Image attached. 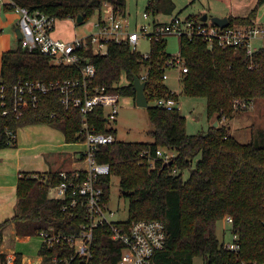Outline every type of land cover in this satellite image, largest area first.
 I'll use <instances>...</instances> for the list:
<instances>
[{"label": "trees", "instance_id": "obj_1", "mask_svg": "<svg viewBox=\"0 0 264 264\" xmlns=\"http://www.w3.org/2000/svg\"><path fill=\"white\" fill-rule=\"evenodd\" d=\"M30 11L39 10L53 17L75 19L83 16L87 21L103 10L104 2L125 13V0H13ZM264 0H256L245 16L228 15L229 26L253 23L256 9ZM173 0H149L145 12L173 15ZM202 14H190L197 19ZM159 20V19H158ZM93 64L94 76L89 93L94 88L105 92L130 96L133 101L134 77L145 81L144 92L150 100L173 97L162 75L172 54L166 51L164 36H152L146 57L123 42L108 41L106 51L94 53L90 47L80 51ZM187 71L182 73L183 92L206 99L207 117L215 115L229 121L237 112L245 110L240 103H251L264 98V43L247 53L244 47L234 49L209 45L200 36L180 35L179 53ZM82 76L74 65L55 64L37 49L29 50L17 42L14 49L3 51L0 58V85L5 86L4 99H0V148L15 144L18 127L47 123L62 131L67 142L83 141L82 117L79 109L65 107L60 102L59 90L39 94L34 107L24 108L17 116L12 111L11 86L19 80L39 79L43 82L76 79ZM122 79L125 81L122 83ZM175 100L176 98L173 97ZM177 101V100H176ZM135 102V101H134ZM148 118L152 125L150 142L120 141L101 145L97 160L109 164V173L98 177L101 200L110 199L111 176L119 177L122 196L128 201L126 220H116L114 226L127 227L137 220L158 219L164 222L166 243L155 252L149 264H253L264 263V141L260 138L241 143L224 125H209L206 132L188 134L185 116L175 106L166 109L148 105ZM8 109L2 114L3 109ZM89 126L96 132L111 133L102 107H95L87 115ZM11 132L12 134H10ZM171 149L174 156L168 162L157 157V149ZM142 153V156L140 155ZM151 160L153 167L151 166ZM195 160V161H194ZM194 161V164H193ZM188 176L184 177V172ZM85 172L78 178L71 172L67 180L82 182ZM64 178L59 171L22 172L16 184V207L13 216L0 222V245L3 230L13 223L19 236L39 235L44 231L71 234L88 221L87 208L77 203L69 206L68 198H51L50 186ZM230 216V233L236 236L237 250H230L216 235V223ZM108 225L93 229L91 244L92 264H115L122 244L111 238ZM58 245L41 242L39 264H57L52 260ZM64 252L70 253L65 245ZM7 254L0 251V264ZM12 264H23L22 253L14 252Z\"/></svg>", "mask_w": 264, "mask_h": 264}, {"label": "built area", "instance_id": "obj_2", "mask_svg": "<svg viewBox=\"0 0 264 264\" xmlns=\"http://www.w3.org/2000/svg\"><path fill=\"white\" fill-rule=\"evenodd\" d=\"M4 9L13 10L18 14V28L21 32L19 42L23 47L39 50L48 56L52 63L74 65L82 74L80 78L48 83L39 79L19 80L11 86L12 111L17 116L22 114L24 108L36 106L39 94L57 89L61 93L60 102L65 107L69 105L77 107L82 117L85 148L81 158L85 167L71 173L74 178H78L80 172L84 171V180L82 182L67 180L68 171H59L64 180L50 186L48 194L51 198H68L69 206L77 203L84 205L87 208L88 221L82 223L79 230L71 234L39 232L42 242L47 246H59L52 260L57 264H92L93 229L98 225H108L112 230L111 238L122 244L115 264H149L153 254L163 249L166 243L165 224L161 220L152 219L133 221L127 227L113 225L116 220L111 216L114 213L102 202L101 189L96 185L99 176L109 173V164L99 162L96 157L99 147L112 143L115 137L111 133L96 132L93 126L88 125L87 115L93 108L102 107L107 123L114 121L118 114L120 96L97 87L94 88V93H89L88 87L93 81L94 67L80 51L90 47L94 53H103L106 51L108 41L111 40L126 43L135 50L140 35L157 38L174 33L179 36H200L209 45L234 49L244 47L247 53H251L257 48L253 45L255 38L260 37L264 41V26L253 22L249 25L234 24L219 27L209 17L203 21L200 17L192 19L188 16H172L167 21L152 19L150 30H148L149 25H142L140 32H137L129 29L125 13L114 10L111 3L104 2L103 10L97 12L98 18L94 24L96 31L81 38L65 41L53 36L56 20L46 13L39 10L30 11L26 7L17 5L13 0H0V13ZM103 12L104 16H102ZM148 16L150 15L144 11L143 17L148 18ZM142 54L144 57L147 55V53ZM167 67L180 69V74L187 71L184 59L179 54L173 55L167 61ZM162 77L164 80L168 78L167 71ZM4 95L5 86L0 85V99H4ZM176 102L173 97H161L156 100V105L172 109L176 106ZM250 104L240 103L241 107H249ZM7 112L6 108L2 110V114ZM140 155L142 156V153ZM155 155L168 162L174 153L159 148ZM151 166H154L152 160ZM224 221L230 224L232 219L230 216H225ZM235 240L236 236H233L232 242H226V247L237 250L239 244ZM65 245L70 249V253L63 251ZM12 260L13 254L7 255L4 264H12Z\"/></svg>", "mask_w": 264, "mask_h": 264}, {"label": "rangeland", "instance_id": "obj_3", "mask_svg": "<svg viewBox=\"0 0 264 264\" xmlns=\"http://www.w3.org/2000/svg\"><path fill=\"white\" fill-rule=\"evenodd\" d=\"M149 0H125V15L128 21L129 29L140 32L142 25H149L148 30L151 29L152 19L163 20L169 16L157 14L155 17H143L146 5ZM252 0H237L236 3L250 8L248 5ZM175 9L173 15L180 9L178 14L180 17H185L190 14H203L206 13L210 18L211 16L223 17L227 15L230 9V0H173ZM256 3V0H255ZM254 5V2H253ZM242 6V7H243ZM239 13L247 11L246 8L238 9ZM14 12V11H13ZM234 13V12H233ZM248 12H245V15ZM14 14H16L14 12ZM244 15V16H245ZM104 16V12L102 14ZM243 16V15H242ZM256 22L264 26V2L256 9ZM97 13L88 18L87 21L81 23L75 22L70 18L57 19L55 22L53 36L62 40L69 41L74 38H81L94 31L95 22L97 21ZM16 17L14 18L15 23ZM18 19L16 20V23ZM11 29V28H10ZM0 34V54L3 45L7 48L14 49L17 45V38L13 31L11 34L5 32ZM179 35L169 33L165 35L166 51L172 55L179 53ZM4 38L5 44L2 41ZM9 38V39H8ZM264 43L262 38L257 37L253 40L254 46H260ZM150 48V38L146 35H140L135 50L140 53H147ZM168 78L165 80L169 88L170 95L176 98V107L180 113L185 116V128L188 134H195L197 132H206L209 125L214 126L224 125L227 127L229 134L235 137L241 143H248L253 139L260 138L264 141V98L259 97L254 99L250 106L241 112H237L235 116L227 121H217L215 115L210 119L207 117L206 99L203 96H189L184 94L182 81L180 80L182 74L180 69L173 67L167 68ZM125 81L122 79V83ZM125 84V83H124ZM156 104V100H150L149 106ZM45 124V123H40ZM47 124V123H46ZM109 128L115 130V139L120 141H137V142H150L153 140L151 135L152 125L148 118V109L143 106H138L130 96H120L118 105V114L114 121L107 123ZM162 149H166L163 148ZM167 152H173L171 149H166ZM195 161V160H194ZM193 161V164H194ZM81 165L82 162L80 163ZM188 176V172H184V177ZM108 210L113 211L111 216L114 220H126L128 216V201L122 196L119 177L117 175L111 176L110 180V199L107 204ZM230 224L223 219L216 223V235L219 240L232 242V235L230 233ZM11 230V229H10ZM18 236V237H17ZM6 238L7 250H13L16 247L18 252H21L26 260H35L38 256V249L43 241L40 235L21 236L14 234L12 230L8 232ZM41 257V256H40ZM194 264H202L201 258H195Z\"/></svg>", "mask_w": 264, "mask_h": 264}, {"label": "crops", "instance_id": "obj_4", "mask_svg": "<svg viewBox=\"0 0 264 264\" xmlns=\"http://www.w3.org/2000/svg\"><path fill=\"white\" fill-rule=\"evenodd\" d=\"M230 1L232 2L227 15H225L226 17L228 15L244 16L245 12H249L254 6L253 2L255 4V0H252L249 3L250 5H248L250 8H247V4L243 6V4L236 3L237 0ZM241 8H246L247 11L239 13L238 9ZM15 17L16 20L19 18L18 14H14L13 10L4 9L1 11L0 34L5 29L7 34H11L13 31L16 36L18 22L16 23L15 20L14 23ZM166 19L164 18V20ZM256 21L255 17L253 22L257 23ZM18 40L17 38V42ZM2 41L5 44L4 38ZM6 46V44L3 45L1 54L3 51L10 49ZM84 148L85 144L83 141L67 142L61 130L46 123H34L18 127L15 132V144L0 148V222L13 216L15 212L17 201L16 184L22 172L79 171L85 167L81 158ZM81 162L83 165L80 164ZM10 229L15 234L12 222L4 228L0 245V251L7 255L17 251L16 247L13 250H7L9 247L5 246ZM22 262L23 264H39L41 257L38 255L35 260H26L22 255Z\"/></svg>", "mask_w": 264, "mask_h": 264}, {"label": "water", "instance_id": "obj_5", "mask_svg": "<svg viewBox=\"0 0 264 264\" xmlns=\"http://www.w3.org/2000/svg\"><path fill=\"white\" fill-rule=\"evenodd\" d=\"M207 14L203 13L200 16V19L205 21L207 19ZM211 21L213 23H215L216 25H218L219 27H225L227 25H229V20L226 16L223 17H219V16H211L210 17ZM83 16L81 14L77 15V17L75 18V22L77 23H81L83 22ZM16 37L19 39L21 37V32L19 30V28L16 29ZM146 82L140 80V78L138 77H134L133 80V87L135 89V98L134 101L138 106H143L146 107L148 102H147V98L144 92V87H145ZM217 122H214V126H216Z\"/></svg>", "mask_w": 264, "mask_h": 264}]
</instances>
